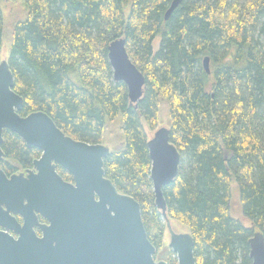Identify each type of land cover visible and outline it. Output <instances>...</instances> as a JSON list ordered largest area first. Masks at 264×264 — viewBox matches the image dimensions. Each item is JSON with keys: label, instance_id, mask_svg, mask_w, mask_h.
<instances>
[{"label": "trees", "instance_id": "trees-1", "mask_svg": "<svg viewBox=\"0 0 264 264\" xmlns=\"http://www.w3.org/2000/svg\"><path fill=\"white\" fill-rule=\"evenodd\" d=\"M22 1L26 16L12 26L6 57L24 100L19 114L43 111L75 140L112 143L105 177L139 203L153 257L176 264L171 249L159 253L166 224L155 206L145 128H156L164 103L180 155L163 189L168 218L193 237L196 264H250L249 239L264 236V0H182L167 20L172 0ZM3 27L0 6V61ZM121 38L145 78L136 107L108 60V44ZM112 129L116 137L107 140ZM1 149L2 166L13 171L40 155L8 130ZM232 183L250 226L230 214Z\"/></svg>", "mask_w": 264, "mask_h": 264}, {"label": "water", "instance_id": "water-1", "mask_svg": "<svg viewBox=\"0 0 264 264\" xmlns=\"http://www.w3.org/2000/svg\"><path fill=\"white\" fill-rule=\"evenodd\" d=\"M181 1H171L166 20ZM107 51L114 81L126 85L129 101L136 107L144 92V76L129 58L124 39L110 42ZM203 67L209 73L208 57ZM13 87L8 62L1 60L0 161L4 130L41 155L26 175L7 177L0 168V264H168L153 257L156 248L148 239L139 203L105 177L103 159L109 147L65 135L43 111L20 115L24 100ZM169 134L168 127H159L147 141L155 206L165 221L176 264H196L193 237L174 232L166 212L163 189L176 178L180 163ZM57 165L71 174L72 182L57 173ZM36 213L48 224H39ZM15 214L23 218L22 226ZM34 225L41 229L40 237ZM9 228L19 234L17 239L6 232ZM249 246L250 264H264L263 233L254 231Z\"/></svg>", "mask_w": 264, "mask_h": 264}, {"label": "rangeland", "instance_id": "rangeland-1", "mask_svg": "<svg viewBox=\"0 0 264 264\" xmlns=\"http://www.w3.org/2000/svg\"><path fill=\"white\" fill-rule=\"evenodd\" d=\"M2 16L4 20V27H3V43H2V50H1V60H5L8 54V48L10 45L11 37H12V26L18 20H23L26 16V8L24 7L22 0H1L0 1ZM159 39L156 38L154 41V48L158 47ZM159 127H168V116H167V109L164 103L161 104L158 116V124L154 130H149L146 126L147 136L150 139L153 136L154 131ZM109 129H111L109 127ZM111 131V133H110ZM108 132L106 131L107 140H111L115 138L116 131L112 129ZM106 145V144H104ZM107 145L110 148L112 143L108 142ZM106 145V146H107ZM231 198H230V214L232 217L240 219L244 224L250 226V222L243 216L239 194L235 183L231 184ZM170 220L171 227L174 232L176 233H184L188 232L187 228L179 224L174 220ZM169 233L167 228L163 232L162 238V247L159 249V253L162 255L163 251L170 249L169 244ZM155 259V258H154ZM163 260L166 261L164 258H156L155 261ZM167 262V261H166Z\"/></svg>", "mask_w": 264, "mask_h": 264}, {"label": "flooded vegetation", "instance_id": "flooded-vegetation-1", "mask_svg": "<svg viewBox=\"0 0 264 264\" xmlns=\"http://www.w3.org/2000/svg\"><path fill=\"white\" fill-rule=\"evenodd\" d=\"M25 146H26V145H25ZM26 147H27V146H26ZM27 148L30 149L29 147H27ZM31 148H32V147H31ZM40 155H41V151H40ZM40 155H39L38 157L32 159V165H31V167H29V168H25V169H18V170H14V171H13V168H12V169L10 168V167H11V164L8 163V162H6L5 164H3V166H2L1 162L4 160V157H3V159L0 161V168L2 169V171L5 173V175H6L7 177H10V176L13 175V174H19V173H23L24 175H26V173L28 172V170H34L33 162H34L36 159H38V158L40 157ZM4 156H5V154H4ZM57 166H59V165H57ZM57 166H56V171H57ZM61 168H62V167H61ZM64 170H65V169H64ZM65 171H66V170H65ZM67 172H68V171H67ZM57 173H58V172H57ZM68 173H69V172H68ZM58 174H59V173H58ZM69 174H70V173H69ZM70 175H71V174H70ZM71 178H72V177H71ZM70 182H72V179H71ZM13 216L15 217L17 223H19V224L22 226L23 223H24L23 218H22L20 215H18V214H15V215H13ZM36 216H37V221H38L39 224H48V221H47L46 219H44L39 213H36ZM0 229L2 230L3 228L0 227ZM33 230H34L35 234H36L38 237H40V236L42 235V232H41V229L39 228V226L34 225V226H33ZM6 232H7L9 235H11L12 237H14L15 239H17V238L19 237V234L15 231V229L9 228L8 230H6Z\"/></svg>", "mask_w": 264, "mask_h": 264}]
</instances>
